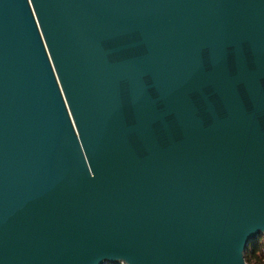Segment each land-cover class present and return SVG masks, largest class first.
Instances as JSON below:
<instances>
[{
  "label": "water",
  "instance_id": "obj_1",
  "mask_svg": "<svg viewBox=\"0 0 264 264\" xmlns=\"http://www.w3.org/2000/svg\"><path fill=\"white\" fill-rule=\"evenodd\" d=\"M264 233V0H0V264H248Z\"/></svg>",
  "mask_w": 264,
  "mask_h": 264
},
{
  "label": "trees",
  "instance_id": "obj_2",
  "mask_svg": "<svg viewBox=\"0 0 264 264\" xmlns=\"http://www.w3.org/2000/svg\"><path fill=\"white\" fill-rule=\"evenodd\" d=\"M264 236L259 235L250 240L244 251V259L248 264H264V242L261 239ZM105 264H122V263H110Z\"/></svg>",
  "mask_w": 264,
  "mask_h": 264
},
{
  "label": "rangeland",
  "instance_id": "obj_3",
  "mask_svg": "<svg viewBox=\"0 0 264 264\" xmlns=\"http://www.w3.org/2000/svg\"><path fill=\"white\" fill-rule=\"evenodd\" d=\"M264 236V233L260 234L259 237ZM264 242V237L261 239Z\"/></svg>",
  "mask_w": 264,
  "mask_h": 264
}]
</instances>
